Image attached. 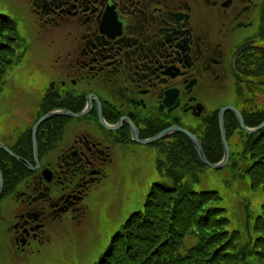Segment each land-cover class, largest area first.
<instances>
[{"label":"flooded vegetation","instance_id":"flooded-vegetation-1","mask_svg":"<svg viewBox=\"0 0 264 264\" xmlns=\"http://www.w3.org/2000/svg\"><path fill=\"white\" fill-rule=\"evenodd\" d=\"M20 2L56 44L34 124L51 111L85 113L38 126L37 163L31 134L32 160L16 140L7 146L27 169L25 177L12 175L4 197L11 208L0 215L16 255L37 251L62 224L83 220L89 192L116 167L119 148L140 144L135 136L147 140L175 128L149 144H181L180 130L201 143L215 138L209 129L225 108L247 121L261 118L264 0ZM229 89L235 101L217 105ZM232 115L224 111V130Z\"/></svg>","mask_w":264,"mask_h":264},{"label":"trees","instance_id":"trees-1","mask_svg":"<svg viewBox=\"0 0 264 264\" xmlns=\"http://www.w3.org/2000/svg\"><path fill=\"white\" fill-rule=\"evenodd\" d=\"M16 39L13 21L0 15V89L6 68L12 64ZM261 63L263 81L264 61ZM242 115L245 126L256 127L264 119V107L258 121H247ZM231 118L225 121L229 146L225 166L238 170L237 177L247 178L251 190L260 192V213L254 215L250 201L244 200L242 227L230 229V221L220 206L221 195L217 191L192 190L191 184L198 182L206 166L186 136L180 134L181 144H154L160 147L155 170L163 181L151 184L142 210L128 216L95 264H264V128L246 134L233 115ZM209 133L215 138L201 142V146L206 159L215 164L223 155L217 124ZM30 134V129L24 130L16 144L27 147L21 155L32 160ZM9 149L16 152L13 147ZM0 172L1 203L10 192L8 186L14 176L25 177L27 169L0 149Z\"/></svg>","mask_w":264,"mask_h":264},{"label":"rangeland","instance_id":"rangeland-1","mask_svg":"<svg viewBox=\"0 0 264 264\" xmlns=\"http://www.w3.org/2000/svg\"><path fill=\"white\" fill-rule=\"evenodd\" d=\"M0 15L13 21L17 33L12 64L6 68L0 89V144L10 146L27 127L32 130L37 119V106L52 78L49 66L56 44L54 48V36L38 29L20 0H0ZM231 92L229 89L220 95L216 104L234 102ZM88 130L98 134L96 126L88 125ZM115 156L116 167L86 197L83 220L58 226L37 251L14 254L0 220V264L97 263L128 216L142 210L151 184L163 181L155 170L159 154L154 145L132 144L119 148ZM237 174L238 170L230 166L206 167L198 182L191 184L195 192L217 191L221 195L220 206L230 221V229L242 227L244 200L250 201L251 211L256 215L261 211L263 199L259 191L251 190L247 178H239ZM9 205V198L1 201L0 215L11 208Z\"/></svg>","mask_w":264,"mask_h":264},{"label":"water","instance_id":"water-1","mask_svg":"<svg viewBox=\"0 0 264 264\" xmlns=\"http://www.w3.org/2000/svg\"><path fill=\"white\" fill-rule=\"evenodd\" d=\"M225 110H230L232 111L235 116H236V119H237V123L240 127V129L242 131H244L246 134H253L259 130H261L262 128H264V120L259 124L257 125L256 127H253V128H248L247 126H245L244 122H243V119H242V116L240 115V113L234 109V108H225L223 110L220 111V115H219V121H218V126H219V131H220V140H221V144H222V148H223V156H222V159L218 162V163H210L204 153H203V149H202V146H201V143L200 141L195 137L193 136L191 133L185 131V130H180L181 133H183L186 138L190 141V143L192 144L193 148L195 149L196 153H197V156L200 160V162L205 165L206 167H210V168H214V169H219V168H222L223 166L226 165L227 161H228V158H229V147H228V144H227V141H226V136H225V130H224V121H223V113ZM85 113L82 112V113H79V114H72L68 111H51V112H47L45 114H43L39 119L38 121H36V123L33 125L32 127V130H31V136H32V147H33V159L34 161L37 163V144H36V131H37V128L38 126L44 122L45 120L53 117V116H56V115H65V116H71V117H79V116H82L83 114ZM176 130L178 129H175V128H170L166 131H163L153 137H151L150 139H147V140H138V138L135 136V141L137 143H140V144H149V143H152V142H155L157 140H160L172 133H174ZM0 149L3 150L6 154H8L10 157L16 159V160H20V158L18 156H16L13 152L10 151V149L8 147H6L5 145L3 144H0ZM29 167V169H32L30 167V165L28 163H26ZM2 189H3V177H2V174L0 172V196H1V193H2Z\"/></svg>","mask_w":264,"mask_h":264}]
</instances>
